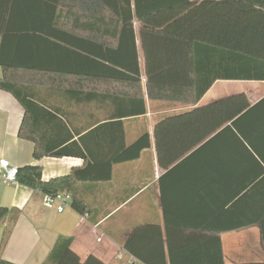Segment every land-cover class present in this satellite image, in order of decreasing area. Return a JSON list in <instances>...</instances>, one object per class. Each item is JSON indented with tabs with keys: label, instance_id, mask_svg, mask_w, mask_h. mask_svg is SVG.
Returning <instances> with one entry per match:
<instances>
[{
	"label": "trees",
	"instance_id": "obj_1",
	"mask_svg": "<svg viewBox=\"0 0 264 264\" xmlns=\"http://www.w3.org/2000/svg\"><path fill=\"white\" fill-rule=\"evenodd\" d=\"M212 1L177 30L156 37L155 71L146 80L150 102L195 107L217 81L264 82V0ZM191 3V0H0V65L3 68L0 89L11 93L25 109L19 137L35 143L36 160L47 156L86 161L85 168L49 181L43 180L41 166H25L18 169V182L44 195L68 193L76 211L83 215L89 213L79 196L78 183L109 182L115 165L137 160L152 146L149 132L132 144H127L124 132L125 117L148 113L134 22L156 13H178L161 22L166 21L179 16L177 9ZM42 44H55L62 49L61 54L68 52L75 56V67L40 65L37 47ZM7 45L16 53L21 48L22 62L4 57ZM18 57L15 54L13 59ZM19 72L31 78L37 72L90 78L92 100L95 102L99 97L108 100V118L87 131L71 130L70 122L61 111L46 103L43 106L35 86L31 85L33 82H24L17 75ZM204 110L213 111L218 121L215 119L203 138L208 140L224 127V130L233 127L264 176L261 164L264 161V99L253 105L245 93H240L206 105ZM212 116L206 115V119L212 120ZM174 123H184V113L159 119L154 131L159 164L169 167L170 171L184 156V147H171V152L181 151L163 162L165 140H181V131L167 130ZM40 125L45 128H39ZM99 167L105 175L99 174ZM257 185L259 182L253 187ZM8 213L7 208L0 207V221ZM257 222L264 245V219ZM180 229H168L167 246L166 239L162 240L161 260L145 259L129 248L130 252L143 264H228L219 237L208 241L212 237L206 235L207 230L184 229L183 233ZM231 229L236 228L222 231ZM8 236L6 232L3 244ZM181 236H184V248L180 247ZM72 243V237H60L43 264H106L93 255L82 261L71 249ZM0 264L6 263L0 258Z\"/></svg>",
	"mask_w": 264,
	"mask_h": 264
},
{
	"label": "crops",
	"instance_id": "obj_2",
	"mask_svg": "<svg viewBox=\"0 0 264 264\" xmlns=\"http://www.w3.org/2000/svg\"><path fill=\"white\" fill-rule=\"evenodd\" d=\"M191 1L190 5L177 9L179 16L169 20L147 22L167 13L161 12L134 22L146 99V80L155 71L156 37L177 30L213 2ZM1 45L0 39V49ZM5 48L4 57L22 62L20 47L17 53L12 46ZM60 49L55 44L37 47L39 64L45 68L75 67V56L68 52L61 54ZM15 54L18 59H13ZM20 72L17 75L24 82H33L31 85L35 86L41 104L60 110L70 122L71 130L87 131L108 118V100L102 97L95 102L92 100L93 80L90 78L41 72L31 78ZM2 77L0 65V80ZM239 83L250 86L238 88ZM240 93H245L254 105L264 99V82L217 81L195 107L147 99V115L125 117L124 132L127 144L149 132L151 148L144 150L137 160L115 165L109 182L78 183L79 196L89 210L85 215L76 211L72 203L60 213L45 204L46 195L41 191L20 182L5 184L0 180V207L9 210L7 217L0 221L1 260L6 264H43L60 237H72L71 249L82 261L93 255L106 264H143L130 249L145 259L161 260L162 240L166 239L167 246L168 229L176 227L183 233L184 229L207 230L206 235L212 237L208 241L219 237L228 264H264L260 223H256L264 219L261 168L253 155H248L233 127L229 130L224 127L208 140L203 138L215 119L218 121L214 112H207L204 107ZM25 113L11 93L0 89V160L7 159L18 169L39 165L44 181L69 176L74 170L85 168L86 161L79 158L46 156L36 160L35 143L19 137ZM179 113H184V123L170 124L167 130L181 131V140H165L163 162L181 151L171 152V147H184V156L170 171L169 167L159 164L154 131L159 119ZM206 115H213L212 120L206 119ZM261 164L264 166V161ZM97 170L105 175L100 167ZM225 228L236 229L222 231ZM6 232L9 236L3 244ZM179 242L184 248V236Z\"/></svg>",
	"mask_w": 264,
	"mask_h": 264
},
{
	"label": "built area",
	"instance_id": "obj_3",
	"mask_svg": "<svg viewBox=\"0 0 264 264\" xmlns=\"http://www.w3.org/2000/svg\"><path fill=\"white\" fill-rule=\"evenodd\" d=\"M18 168L11 165L7 159L0 160V180L5 184L17 183ZM73 202V198L68 193H60L54 196L46 195L45 204L55 208L62 213Z\"/></svg>",
	"mask_w": 264,
	"mask_h": 264
},
{
	"label": "rangeland",
	"instance_id": "obj_4",
	"mask_svg": "<svg viewBox=\"0 0 264 264\" xmlns=\"http://www.w3.org/2000/svg\"><path fill=\"white\" fill-rule=\"evenodd\" d=\"M174 14H178V13L177 12H173V13H170V14L154 17V18L148 19L147 22L162 21L164 19L170 18L171 16H174ZM239 84L240 85H236V87H238V88H247L248 86H250V85H242L241 83H239ZM243 84H249V83H243Z\"/></svg>",
	"mask_w": 264,
	"mask_h": 264
}]
</instances>
